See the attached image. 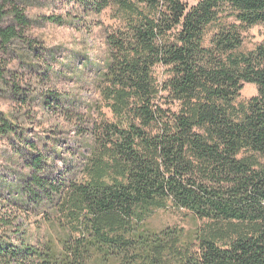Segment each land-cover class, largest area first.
<instances>
[{"label":"trees","instance_id":"obj_1","mask_svg":"<svg viewBox=\"0 0 264 264\" xmlns=\"http://www.w3.org/2000/svg\"><path fill=\"white\" fill-rule=\"evenodd\" d=\"M78 2L116 21L99 102L87 115L56 104L87 123V153L68 179L45 176L41 153L21 180L0 177V264H264V41L242 49L264 0ZM31 24L0 0V82L22 103V77L9 81L1 62L39 67ZM247 83L258 93L240 100ZM15 133L0 112V135ZM159 212L191 226L156 227Z\"/></svg>","mask_w":264,"mask_h":264},{"label":"rangeland","instance_id":"obj_2","mask_svg":"<svg viewBox=\"0 0 264 264\" xmlns=\"http://www.w3.org/2000/svg\"><path fill=\"white\" fill-rule=\"evenodd\" d=\"M183 1L192 6L199 0ZM16 3L31 20L27 33L37 39L36 47L42 58L36 60L39 66L36 69L24 66L16 57H8L7 66L1 62L2 69L9 71L5 75L9 81L14 82V74L22 77L21 93L27 102L17 101L11 87L0 82V112L12 118L17 130L9 137L0 135V177L12 182L21 180L30 171L27 156L41 153L45 157V176L68 179L70 171L73 174L82 166L83 155L87 153L84 146L87 136L78 134L87 123H69L62 109L72 101L79 109L77 113L87 115L99 102L96 81L97 71L106 59V28L116 21L109 11L100 16L87 13L78 0H16ZM5 22H14L12 16L5 18ZM244 38L242 49H254L264 41V23L249 28ZM164 71L158 70L160 78ZM257 93V85L247 83L240 100H248ZM58 103L63 107L58 108ZM92 111L97 116L96 109ZM104 112L112 117L109 108H104ZM27 142H33L35 148ZM41 217L36 219L39 221ZM152 224L191 226L173 212H159ZM45 229L42 225L34 231Z\"/></svg>","mask_w":264,"mask_h":264}]
</instances>
